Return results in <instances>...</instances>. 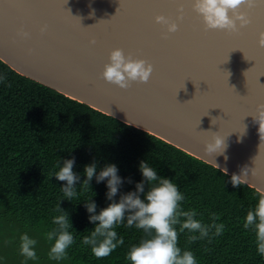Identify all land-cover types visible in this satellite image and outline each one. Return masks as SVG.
<instances>
[{
    "label": "trees",
    "instance_id": "trees-1",
    "mask_svg": "<svg viewBox=\"0 0 264 264\" xmlns=\"http://www.w3.org/2000/svg\"><path fill=\"white\" fill-rule=\"evenodd\" d=\"M0 264H264V193L0 59Z\"/></svg>",
    "mask_w": 264,
    "mask_h": 264
},
{
    "label": "water",
    "instance_id": "water-1",
    "mask_svg": "<svg viewBox=\"0 0 264 264\" xmlns=\"http://www.w3.org/2000/svg\"><path fill=\"white\" fill-rule=\"evenodd\" d=\"M0 59L264 193V0H0Z\"/></svg>",
    "mask_w": 264,
    "mask_h": 264
}]
</instances>
